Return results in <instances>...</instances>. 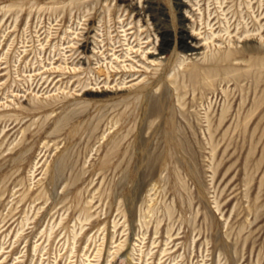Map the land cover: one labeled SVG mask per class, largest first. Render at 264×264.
<instances>
[{"label":"rangeland","instance_id":"obj_1","mask_svg":"<svg viewBox=\"0 0 264 264\" xmlns=\"http://www.w3.org/2000/svg\"><path fill=\"white\" fill-rule=\"evenodd\" d=\"M83 262L264 264V0H0V264Z\"/></svg>","mask_w":264,"mask_h":264},{"label":"bare ground","instance_id":"obj_2","mask_svg":"<svg viewBox=\"0 0 264 264\" xmlns=\"http://www.w3.org/2000/svg\"><path fill=\"white\" fill-rule=\"evenodd\" d=\"M122 1H124V0H122ZM23 7V6H22ZM146 9V8H145ZM147 12L148 13H152V7H147ZM147 13V14H148ZM122 28H124V27H122ZM126 31L127 30H124V33H126ZM183 32V31H182ZM125 36V38H126V40L125 41H127V35L125 34L124 35ZM214 36H216V34L214 35V34H212L211 36H208V38L207 39H205L206 41H208V40H210V39H212ZM139 40V43H138V45H139V49L137 50V51H135V49H134V47H132V46H130V43L128 44V48L126 49V52H125V55H124V57H123V61H120L121 63H119L118 65H116V66H113L112 68L114 69V73H115V76L116 75H119V74H121V73H127V72H130V77H134V76H136V72H132L131 70L132 69H134V63H131V65L129 66V65H124L127 61H128V58H130V59H132V54L134 53V52H138V51H140L141 50V41H140V39H138ZM163 43V42H162ZM163 45V44H162ZM183 47H185V48H189L190 49V51H192V55H197L198 54V50H200L201 48H202V45H199L198 43H193V42H191L190 44H189V46H188V44H186V43H184L183 42ZM83 49L85 50L86 49V46H85V43L83 44ZM96 50V47L93 49V54H94V51ZM194 53V54H193ZM82 54H83V52H81L80 53V55L79 56H82ZM141 55L142 56H146V53H145V51H142L141 52ZM79 56H78V58H79ZM114 56H116V54L114 53ZM86 57V56H85ZM93 57H95V55H93L92 56V58ZM90 57H86L85 59H83V58H81V60H83V64L85 63H89V67H91L90 65H93L92 63H91V61H90ZM94 59V58H93ZM117 59L119 60L120 58H118L117 57ZM153 62H155V61H153ZM98 63H100L99 61H98ZM123 64V65H122ZM144 64V63H143ZM99 67H100V65H99ZM56 69H58V70H61V71H66V68H64V69H62V67H61V65L60 66H57V68ZM97 68L96 67H91V68H89V74H93V75H96V73L98 72L97 70H96ZM73 70L75 71V73H76V71H77V67H74L73 68ZM196 71V70H195ZM135 73V74H134ZM194 74V73H193ZM192 74V75H193ZM61 75H63V74H61ZM104 75H106V78L104 79V84L105 85H107L108 84V81L110 80V71H109V68L107 67L106 69H105V72L103 73V74H101V75H99L98 76V78H97V75L94 77V81H95V83H96V85H98V84H100L99 83V80H100V78L102 77V76H104ZM127 75V74H126ZM194 76H196L195 74H194ZM103 78V77H102ZM106 79H107V81H106ZM90 80H88V82H89ZM87 82V81H86ZM103 82V81H102ZM101 82V83H102ZM87 84V83H86ZM123 84H125V82H122V85ZM83 85V84H82ZM90 85V84H89ZM89 85L87 84V85H84L83 86V89H84V92L85 93H95L96 91H94V90H92V89H90V88H88L89 87ZM99 92V91H98ZM98 92H96V93H98ZM106 92L108 93H110V91H108V90H106ZM20 108H21V106H19ZM40 109V106H37V105H30L29 107H27V108H22V110H25V111H27L29 114H31V113H34V112H36V111H38ZM155 110H157L156 108H154ZM161 111V110H160ZM7 118V117H6ZM14 128H12V129H8L7 130V132H6V135L9 133V132H11L12 130H13ZM26 221H27V219H26ZM28 222V221H27ZM26 222H22V226H20L21 228L18 230V232H17V234H16V238L17 237H19V238H22V239H25L26 237H25V234H24V228L26 227L25 225L26 224H28V223H26ZM148 228V227H147ZM54 230V228L53 227H51V229H50V233H49V235H47V239H48V242L50 241V238H51V234H52V231ZM83 230V229H82ZM157 230V229H156ZM54 232V231H53ZM77 236H78V233H74L73 234V241H75V239L77 238ZM21 240V239H20ZM16 243V242H15ZM19 244V243H18ZM16 245V244H15ZM16 248V247H15ZM45 249H46V247H42V248H39L38 247V245H34V247L31 249L32 251H33V253H34V255H33V258H34V256L37 254V252H39V253H42V252H44L45 251ZM75 249V247L73 246L72 247V252L71 253H73V250ZM166 249V248H165ZM164 252H166V250H163V253ZM100 255H99V257H101L102 255V253L100 252L99 253ZM32 258V259H33ZM83 264H86V262H83Z\"/></svg>","mask_w":264,"mask_h":264}]
</instances>
